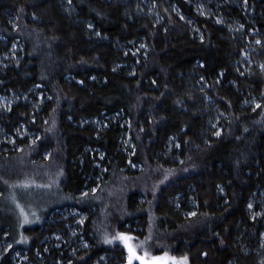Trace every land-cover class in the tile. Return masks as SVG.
Segmentation results:
<instances>
[{"label":"trees","instance_id":"16d2710c","mask_svg":"<svg viewBox=\"0 0 264 264\" xmlns=\"http://www.w3.org/2000/svg\"><path fill=\"white\" fill-rule=\"evenodd\" d=\"M157 3L159 20L133 0H0V93L42 87L47 96L40 112L20 102L0 115L9 131L23 123L36 135L20 150L0 151V236L11 242L0 264H17L16 249L33 264L59 257L40 243L61 225H18L8 214L5 195L23 182L57 192L55 205L37 207L45 220L67 206L87 215L90 248L61 264H94L103 254L125 261L122 241L105 243L120 232L145 242L138 251L190 264H257L243 245L262 229L248 205L264 189V0L252 18L263 51L248 72L239 66L242 41L224 26L178 0L201 32L195 38L166 0ZM222 13L243 19L228 5ZM17 43L18 62L4 64ZM133 43L144 44L139 55L126 51ZM251 95L257 103L246 107ZM215 108L225 116L219 135ZM117 116L129 125L128 156ZM104 118L101 129L88 123ZM93 160L105 173L99 181ZM129 162L141 169L128 171Z\"/></svg>","mask_w":264,"mask_h":264},{"label":"rangeland","instance_id":"374dc122","mask_svg":"<svg viewBox=\"0 0 264 264\" xmlns=\"http://www.w3.org/2000/svg\"><path fill=\"white\" fill-rule=\"evenodd\" d=\"M137 4V9L141 14L149 16L151 18H156L159 20L161 18L158 9L157 0H133ZM170 5L171 9L177 14L183 21L187 22L191 27L192 33L195 38H200V30L196 26L195 20L190 18L184 11L181 9L178 4V0H166ZM186 2L188 7H190L193 12L200 17L207 18L209 20H215L219 25L224 26L232 35H234L236 39H239L243 43V50L240 57L239 66L242 68L244 72H248L250 69L258 66L257 65V56L261 54L263 51V41H262V33L255 27V21L252 18L255 15L257 3L261 0H182ZM250 1L251 3L249 4ZM228 5L232 8L241 9L243 11V19L239 20L234 17H224L222 13V8ZM235 16V15H233ZM259 41V43H257ZM144 48V44L138 45L137 43H133L125 47L126 51L139 55L141 49ZM21 50V45L17 43L13 46L12 50L9 52L7 56L3 58V62L6 65L12 64L13 62H18V52ZM2 84H0V87ZM46 94L43 91L42 87H34L30 89L27 93L20 92H9L5 94L0 93V115L6 114L11 111V109L17 103H24L28 105L32 110L40 112V107L46 101ZM255 97L248 96L246 101L244 102L245 106L249 107L251 105H256ZM7 105V106H6ZM213 116L211 117V123L213 128L217 132H221L220 125L224 122L225 116L222 112L217 111L216 108L212 110ZM114 123H119L122 129H126L123 132V135L120 140L121 150L124 154H129L133 146L130 141V137L128 135V122L125 121L123 116L115 117L112 119ZM88 123L93 126L101 129L103 126H108L107 119H94L90 120ZM35 133L32 132L25 124H20L19 126L13 127L11 131L6 129L4 126L0 125V151L4 154L13 150L14 148L20 150V142L29 140L33 142L35 138ZM177 145L175 140L172 141L171 148L175 149L174 146ZM94 153L98 154V159L103 161L104 155L100 152L94 151ZM92 159L93 153L91 154ZM101 156V157H100ZM94 166L99 168L100 176L97 177V181L103 178L105 174L103 169L99 167L97 161L93 160ZM128 171H136L140 170L141 167L138 165L128 163ZM30 171L26 173L33 172L31 168ZM45 187V186H44ZM37 187L34 182H23L19 185H10L9 190L11 192L7 193L5 197V203L8 205V211L10 216H15L17 219L18 225L25 222V214L27 216V223L32 224H40L48 223V224H58L61 225L60 230L52 233L49 238L42 243L40 246H45L48 252L55 251V255H59L57 258V263L61 264L67 257H70L75 254V252H79L83 249L90 248V241L86 238V227L85 222L87 220V215L80 212L73 206H67L63 209L55 208L49 214L52 217V220H45L44 216L41 217V211L38 208L41 206H45L43 202L49 201L48 206L55 205L57 201V192L52 188ZM90 190H84L81 195H74L76 198L86 194ZM42 201V202H41ZM42 205L40 206V204ZM252 205L249 208L251 219L257 220L262 229L259 233V236L254 235L253 242L249 244H244L243 249L247 252L250 249L253 252L254 257L256 258L257 264H264V189L258 190L254 197L251 200ZM59 206V205H58ZM38 207V208H37ZM57 207V206H53ZM42 208L41 210L43 211ZM46 211V210H45ZM38 217V218H37ZM15 219V218H14ZM81 221H83L81 223ZM26 223V222H25ZM5 232H1L0 236V255L3 253H8L11 250V242L9 241L8 235H5ZM139 244V243H138ZM143 248L148 247L145 245ZM151 249V248H149ZM17 264H33L32 261H29L26 252L20 249H16L12 251ZM38 256V255H37ZM40 262L37 264H44L45 259L42 257ZM63 259V260H62ZM125 261H116L113 256L108 257L106 254L96 256V261L94 264H126L127 257L124 256ZM56 263V264H57ZM139 263L138 261L134 262V264ZM188 264L189 261H188Z\"/></svg>","mask_w":264,"mask_h":264},{"label":"snow or ice","instance_id":"6c2138e0","mask_svg":"<svg viewBox=\"0 0 264 264\" xmlns=\"http://www.w3.org/2000/svg\"><path fill=\"white\" fill-rule=\"evenodd\" d=\"M69 3H71V0H69ZM89 27H91V25H89ZM257 43H259V41H257ZM262 67H264V65H262ZM257 106L259 107V105ZM216 135H219V132H217ZM248 207L251 208L252 205L249 204ZM190 215H195V213H190ZM25 222H27L26 214ZM82 222L83 221H81V223ZM5 235H7V233ZM22 239L26 241V238L22 237ZM117 239L122 241L125 248L127 249L128 255L126 259V264H134V262L136 261H138L139 264H188L187 256L175 257L170 255V253L166 251L162 252V254L160 255H154L147 250L138 251V248H142L145 242L140 241L139 244L134 243L137 238L124 232H120L117 236H112L111 238L106 239L105 243H112L114 240ZM146 239L150 240L151 236L147 237ZM9 247H11V245H9Z\"/></svg>","mask_w":264,"mask_h":264}]
</instances>
